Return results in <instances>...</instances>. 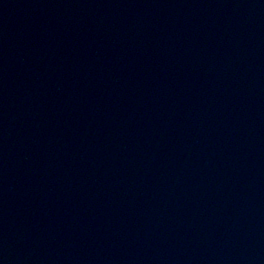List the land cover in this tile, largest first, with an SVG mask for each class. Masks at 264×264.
Here are the masks:
<instances>
[{
  "label": "water",
  "instance_id": "water-1",
  "mask_svg": "<svg viewBox=\"0 0 264 264\" xmlns=\"http://www.w3.org/2000/svg\"><path fill=\"white\" fill-rule=\"evenodd\" d=\"M0 264H264V0H0Z\"/></svg>",
  "mask_w": 264,
  "mask_h": 264
}]
</instances>
